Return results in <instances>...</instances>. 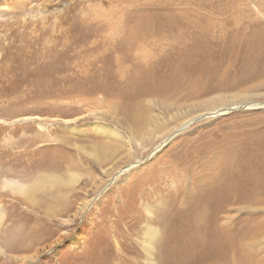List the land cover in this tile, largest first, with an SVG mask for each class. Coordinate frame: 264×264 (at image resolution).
I'll list each match as a JSON object with an SVG mask.
<instances>
[{"label":"rangeland","instance_id":"rangeland-1","mask_svg":"<svg viewBox=\"0 0 264 264\" xmlns=\"http://www.w3.org/2000/svg\"><path fill=\"white\" fill-rule=\"evenodd\" d=\"M0 204V264H264V0H0Z\"/></svg>","mask_w":264,"mask_h":264},{"label":"bare ground","instance_id":"bare-ground-1","mask_svg":"<svg viewBox=\"0 0 264 264\" xmlns=\"http://www.w3.org/2000/svg\"><path fill=\"white\" fill-rule=\"evenodd\" d=\"M195 85V84H194ZM194 87V86H193ZM192 87V88H193ZM194 89V88H193ZM193 89H191L190 91H192ZM243 94V93H242ZM235 96V94H226V95H221V94H217L214 95L210 98H208L207 100L203 101L200 103L204 104V105H209V108L207 110H209V112L211 110L216 109V113L218 112H224L226 110H231L232 107H230L229 105H231L232 103L235 102L234 105L240 104V102L236 101V100H232V98ZM248 98V95H243L242 97V101L246 100ZM241 101V102H242ZM255 102V101H254ZM251 103V101H250ZM248 106H258V104H261V102L256 103H251ZM233 104L231 106H234ZM239 106V105H238ZM234 109H237L236 107H234ZM139 115V114H138ZM191 118V117H190ZM185 119L187 121L182 120L178 125H174V126H165L163 128V132L159 133V132H155L157 127H150L146 133L150 135L151 138L160 136L161 134H165L169 136L164 140L163 143H166L167 139H169V137L173 136V134L179 130V128H182L185 126V124H187V122H189L191 119ZM160 119V118H159ZM194 119V117H193ZM141 121V120H140ZM153 121V120H152ZM157 121V120H156ZM138 122V121H137ZM154 122V121H153ZM93 128L98 132L99 135H102L103 137H107L108 140L112 141V140H116L118 137L121 136L120 131L117 129V127L115 128L113 127H109L107 125H101V124H93ZM158 125V124H157ZM155 126V125H153ZM159 126V125H158ZM163 126V125H162ZM149 127V126H148ZM67 128V127H66ZM154 128V129H153ZM69 129V128H68ZM147 129V128H146ZM70 130V129H69ZM73 130V129H72ZM94 131V130H93ZM174 131V133H173ZM145 132V131H144ZM179 133V132H178ZM146 134V135H147ZM134 135V134H133ZM141 135V134H140ZM139 135V136H140ZM164 135V136H165ZM135 136V135H134ZM133 136V137H134ZM148 136V135H147ZM145 136V137H147ZM143 137V134H142ZM148 138V137H147ZM146 139V138H145ZM143 138V140H145ZM142 140V139H141ZM139 142H142V141ZM136 141V140H135ZM113 142V141H112ZM114 143V142H113ZM137 143V142H136ZM144 143V141H143ZM114 145V144H113ZM128 145V144H127ZM161 145V144H160ZM102 146V145H101ZM109 146V145H108ZM105 143V147L101 148L102 151L104 150H108L109 151V147H108ZM97 147V146H96ZM87 148V147H86ZM84 147H82V150H84L85 154L89 157H92V159H97V153L94 149H86ZM99 148V147H97ZM229 148V147H228ZM118 150V149H117ZM129 151H132L131 148H129ZM107 152V151H106ZM110 152V151H109ZM206 150H202V152H200L198 155H196L193 158H197L198 156H201V154L205 153ZM132 153V152H131ZM100 156V155H99ZM111 156V155H110ZM103 160V159H101ZM188 160V161H187ZM185 164H187L190 159L185 158L184 160H182ZM100 164V163H99ZM188 165V164H187ZM190 165V164H189ZM101 166V165H100ZM223 172V171H222ZM78 175L77 174H71L69 175L68 179H63L61 176L56 175L54 173H42L40 175H38L33 181L30 182H20L16 179H4L1 187L4 191H6L7 193H10L12 196H15L21 200H23L26 204L31 203L32 204V200L34 198V196L36 195V193L40 190H42L43 188H47V187H52V186H61V185H66L68 183H74L77 179H78ZM235 177V176H234ZM224 177H222L221 179H223ZM68 186V185H66ZM62 187V186H61ZM231 190L233 191L232 194L235 196L238 192H237V187H233L231 188ZM42 192V191H41ZM238 196V195H237ZM236 196V197H237ZM234 198L233 200L238 201V198ZM231 201V200H230ZM229 201V202H230ZM233 201V202H235ZM190 203V201H189ZM237 203V202H236ZM88 202L83 203V205L79 206V210H84L86 207H88ZM199 208V207H198ZM196 209V218L198 220H202L205 214V210H206V206L204 207L203 205H200L199 209ZM4 217V211H3V207L0 204V227H1V223ZM186 222H184L185 224ZM183 224V223H182ZM1 229V228H0ZM146 232L143 234L142 239L140 241V249L142 250V256L145 255V258L147 259V264H155L154 263V257H153V252H154V242L156 240V238L158 237V229L157 228H152L149 226H146ZM75 240H77V235H75V239L72 240L70 244H75ZM117 244V243H116ZM173 248V247H172ZM2 253L3 250L0 247V256L2 257ZM167 255H170L169 253ZM176 255V254H175ZM171 256V255H170ZM174 256V255H173ZM176 257V256H175Z\"/></svg>","mask_w":264,"mask_h":264}]
</instances>
